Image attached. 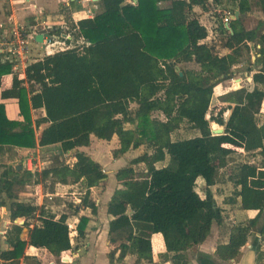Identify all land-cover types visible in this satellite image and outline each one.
Segmentation results:
<instances>
[{
  "label": "trees",
  "instance_id": "trees-1",
  "mask_svg": "<svg viewBox=\"0 0 264 264\" xmlns=\"http://www.w3.org/2000/svg\"><path fill=\"white\" fill-rule=\"evenodd\" d=\"M225 1L212 0L216 5ZM229 1L240 16L230 22V30L221 21L216 31L223 38L219 47L225 54L206 43L208 30L197 19L195 9L206 8L210 0H99L102 10L78 22L84 44L30 64L25 79L13 73L15 63L0 53V155L7 148L35 149L36 130L42 125L47 127L39 145H60L63 154L89 146L93 137L106 142L117 137L123 150L146 145L152 151L116 173L124 182L108 204L113 217L111 261L119 253L121 260L136 256V264H154L152 241L135 233L136 222L151 225L153 234L163 236L162 258L188 264L186 253L203 244L214 225L224 223L211 188L235 149L246 152L249 160L229 170L234 192L226 203L234 205L241 199L243 210L258 215L232 229L229 243L217 248V259L237 260L251 232L264 220V123L258 122L264 103V20L254 29L242 22L254 6L264 14V0ZM252 45L256 59H249L250 79L245 78L241 89L222 96L224 106L216 113L211 111L214 89L234 79ZM190 63L199 70L183 67ZM10 75L12 84L4 87V78ZM11 99L18 101L22 121L8 118L5 102ZM33 110H44L45 116L33 121ZM184 123L200 135L174 141L173 133ZM216 124L224 128L222 135L212 133ZM119 154L121 149L114 156ZM76 158L73 167L61 163L41 173L22 164L21 169L2 171L0 209L10 213L12 223L25 220L23 226H14L15 239L7 237L12 250L2 252V260L16 264L27 245L45 248L54 256L71 250L69 216L57 219L45 207L21 201L18 191L29 185L81 181L85 189L81 209L97 214L91 189L108 176L86 154L77 153ZM168 159L169 165L157 167ZM140 164L145 171L136 172ZM200 177L206 181L204 198L196 190ZM34 222L38 224L32 228ZM88 223L87 217L79 219V237L86 235ZM23 228L29 229L28 242L20 239ZM260 233L264 236V228Z\"/></svg>",
  "mask_w": 264,
  "mask_h": 264
},
{
  "label": "crops",
  "instance_id": "crops-1",
  "mask_svg": "<svg viewBox=\"0 0 264 264\" xmlns=\"http://www.w3.org/2000/svg\"><path fill=\"white\" fill-rule=\"evenodd\" d=\"M98 2L99 0H0V47H3L8 41L10 38V31L15 27H38L39 29H42V31L49 32L53 38V42L61 41L71 48L74 45H83L84 40L80 37L78 22L83 19L92 18L98 13V11L100 12L101 8L99 9L97 6ZM227 4H231V2L226 0L222 5H216V7H225ZM210 5L213 6L212 0H210V3L206 8L195 9L198 15L197 19L203 26H205L203 24L204 19L207 18L208 14L212 13L204 12L207 10L209 11ZM95 10H97V12H94ZM210 11L212 10L210 9ZM216 11L220 12V10ZM203 13L205 14L204 16L202 15ZM212 35L215 36L213 41L215 40L214 42H216L217 33H212ZM60 37H63V40H59ZM209 40L212 39L208 37L206 42L208 43ZM57 44L55 46H57ZM37 47L45 51L43 55H40L39 53H37L39 55H34L36 54ZM57 51L58 47L51 49L46 44L38 43L34 39V41H30L29 44V65L43 59L46 55L55 54ZM244 75L245 78H248L249 74L245 73ZM19 77L20 79H25V72H23L22 75H19ZM12 79V75L5 77L4 87H10ZM234 81H241L243 84L245 79L239 74L238 76H235L234 79L223 82L214 89L212 101L217 99L220 108L224 106V104L221 103L220 98L232 90L230 85L233 84ZM5 103L8 118L14 121H22L23 118L20 116L18 101L11 99ZM44 116V110L32 111L33 121L43 118ZM259 117H264V103ZM46 127L47 125H42L40 129L36 130L37 147L35 149H15L25 155V158L21 160V164L25 169L29 171L30 168L28 167V164L30 162L33 163L35 168L33 173H41L45 168L54 166V162L48 156H50L52 152L55 153V151L56 154L60 153V160H62V157L69 158L66 164L73 167L77 162V153H84L102 166L103 171L107 174L108 178L100 186L91 189V198L96 203L98 209L97 214H93L91 209H81V205L76 207V209L80 211L79 214H75L74 212L73 215V218L76 219L77 223H68L71 230L70 238L72 248L70 251L61 254V256H54L45 248H36L27 245L24 255L16 264H136V256H127L121 260L119 259V253L116 254L113 261L110 260V253L114 250V246H112L109 236L110 222L113 220V217L108 214V204L114 193L123 188L122 183L124 181L119 180L116 177V173L124 168L123 161H126L124 158L130 150L124 154L126 150H123L117 137H114L111 142L105 141L107 145L103 143L104 141H96V138L93 137L89 146L80 147L67 154H63L60 145L46 147H41L39 145L42 132ZM215 129L217 130L221 128L216 124ZM119 149L122 150V154H119L117 157L112 155V151ZM133 150L134 149H131L130 152L133 153ZM137 150L134 151L141 152L140 148ZM236 152L243 153L247 156L246 152L242 149H235L234 154ZM44 154L47 155L45 156ZM142 154L143 153H139L138 155H135L131 161ZM248 160L249 159L247 158L243 162ZM232 164L233 163H230L229 165ZM17 167L19 169L21 166L17 165ZM138 168L142 169V171H140V169L138 170ZM225 169L226 168L222 170ZM135 170L136 172H143L145 171V166L140 164L135 166ZM222 170L219 173V178L222 176ZM229 176L230 174L228 173L224 180H219L218 178L219 181L217 180V184L211 188L218 205L223 210L224 223H222L221 226L214 225L208 239L203 244L190 249L186 253L188 264H264V236L260 233L264 228V220L258 223L257 227L251 232L248 242L241 249V254L237 260L222 262L216 257L217 248L220 245H226L229 243L232 229L240 224H246V222L256 218L258 215L257 211L243 210L241 208V199H238L237 203L234 205L226 203V199L230 198L234 192V186L232 182H230ZM80 184L81 181L72 185L52 184L55 188L51 193L45 192L43 185H29L25 188L19 189L18 194L21 201H34L33 203L40 208L45 207L47 210L52 211L57 219H59L62 215H69V212L50 205L47 202V198L58 197L62 191L73 190ZM28 194H30V196H28ZM60 211L63 214H57ZM246 211H249V217H240L247 213ZM81 217H87L89 219V223L85 230L86 235L84 237H79L77 231L79 219ZM23 221L25 223L24 219H18L15 223H12L10 213L7 210L0 209V255L4 251L12 250L7 237H13V239H15L16 231H13V228L14 226H23ZM36 224L38 223L34 222L31 227L33 228ZM133 226L137 235L151 239L154 264H173L171 259L162 258L163 255L166 254V247L164 238L161 234H153L152 226L149 224L135 222L133 223ZM25 230L28 232L25 233L24 238H22ZM20 239L26 242L29 241L28 228H23ZM0 264H9V262L0 258ZM142 264L148 263L143 262Z\"/></svg>",
  "mask_w": 264,
  "mask_h": 264
},
{
  "label": "rangeland",
  "instance_id": "rangeland-1",
  "mask_svg": "<svg viewBox=\"0 0 264 264\" xmlns=\"http://www.w3.org/2000/svg\"><path fill=\"white\" fill-rule=\"evenodd\" d=\"M97 6L99 7V9L101 8L102 10V7L101 5L97 4ZM227 6V7H226ZM225 7H216V6H209V11H204L206 13H209V12H212L211 14H208L207 15V18L204 19V22L203 24L207 27V30H208V33H209V38L212 39V40H209L208 43L209 44H213L217 49V51H219L220 53L224 54V53H227V51L221 49L219 46V43H220V39H223L221 36H218L216 37V42L213 41V38L215 37L214 35H212V33H217V29H218V26H220V22L223 21L222 17H223V14L224 12H228L230 15H235L234 13H236V8L233 6V4H227ZM197 9V8H196ZM210 9L212 11H210ZM216 10H220V12L216 11ZM94 12H97V10H95ZM99 12V11H98ZM203 16L205 15L204 13L202 14ZM201 15V16H202ZM198 17V15H197ZM264 19V14L259 10V8L257 7H253L252 11L250 13H248L244 18H243V26L247 29H254L256 28V26L258 25V22L260 20H263ZM59 40H63V37H60ZM218 41V42H217ZM57 42H61V41H57ZM58 47V49L60 48V44H57V46H55V48ZM44 50L43 49H40L39 47H37V50H36V54L34 55H43L44 54ZM39 53V54H37ZM249 59H251V62L255 61L256 59V49L254 48V46L252 45V53L250 55H246L244 57V59L242 60V63L236 67L235 71H236V75L235 76H238L239 74H241V76L245 79V73H248L247 72V69L250 65L249 63ZM183 67L185 69H193V70H199V66L195 63H190V64H186V65H183ZM234 76V77H235ZM235 85L234 83L230 85V88H234ZM220 108L219 106V102L217 101V99H215L214 101H212V104H211V108L210 110L213 111V112H217L218 109ZM155 117L161 119V120H165V117L164 115L160 114V113H156L154 114ZM258 122L259 124H262L264 122V117H259L258 118ZM213 127V126H211ZM128 128H133L132 126H128ZM221 129H224L223 127H220ZM213 129V128H212ZM199 132L196 131V130H193L191 128V125L188 124V123H184L181 127L180 130L176 131L175 133H173L172 135V139L174 141H177V140H184V139H190V138H194V137H197L199 136ZM96 141H100V142H103L102 140H98V139H95ZM103 143L106 144V142L104 141ZM132 148H125V153H127V151H131ZM117 150H114L112 151V155H114V153L116 152ZM128 152L127 156L124 158L126 161L124 162L123 161V167L125 166H128L131 159L134 158L135 155H138L139 153H150L152 152L146 145L142 146L140 148V151L141 152H136L133 150V153L132 152ZM138 151V150H137ZM138 153V154H136ZM58 154V155H57ZM56 154V151L55 153L52 152V154L48 157H50V159L54 162L53 164L54 165H57V164H61V163H66L67 160L69 158L67 157H62V160L59 159V157L61 156L60 153H57ZM45 156L47 154H44ZM25 155L24 154H21L20 152H18L17 150L15 149H12V148H7L5 153L1 154L0 155V174L2 173V171L5 169V168H13L17 165H20L21 164V160L24 159ZM247 156H245L243 153H239V152H236L235 154H233L231 157H230V160H229V164L230 163H233L232 165H229L225 170H222V176H220L219 180L226 178V176L228 175L229 173V170L231 169V167L233 165H236V164H239L241 162H243L244 160H246ZM232 161V162H231ZM167 165H169V159L164 162V163H160L157 165L158 168H163V167H166ZM140 168H138L139 170ZM144 169V168H143ZM140 171H142V169H140ZM227 173V174H226ZM226 174V175H225ZM218 180V181H219ZM52 187V184L51 182H48V184L45 186H43L45 192H52L54 190L55 187L51 188ZM206 188V181L204 178L200 177L198 178L197 180V192L202 196V197H205V193H204V190ZM19 192V191H18ZM72 193V194H71ZM85 194V189L83 188V185L80 184L78 186H76L73 190H70V191H62L60 196L58 197H54V198H47V202L50 204V205H53L55 206L56 208H59L60 210H67L69 212V220H68V223H77L76 222V219L73 218V215H74V209L72 206H80L81 205V200H82V197L84 196ZM27 195V194H26ZM28 196H30V194H28ZM34 202V201H33ZM247 213L241 215L240 217H249L248 215V212L249 211H246ZM57 214L61 215L63 214L61 211L58 212ZM76 214V213H75Z\"/></svg>",
  "mask_w": 264,
  "mask_h": 264
},
{
  "label": "built area",
  "instance_id": "built-area-1",
  "mask_svg": "<svg viewBox=\"0 0 264 264\" xmlns=\"http://www.w3.org/2000/svg\"><path fill=\"white\" fill-rule=\"evenodd\" d=\"M213 6H216V4L213 3ZM233 18L234 15H230L228 12H224L222 17L223 23L225 25H229L230 22L233 21ZM41 31L42 29H39L38 27H30V28L15 27L11 29L10 38L4 44L3 47H0V53L4 55L5 59H10L15 63L13 67L14 74H17L19 76L26 71L25 69H27L30 63V57H29L30 41H34L35 37H37L41 33ZM57 43H60V48L58 49L57 52L71 49V47L67 46L63 42H53V38L49 42L47 38L44 39V44H46L51 49H55V45ZM233 83L237 86L232 88V90H239L242 88L241 81L238 82L234 81ZM28 167L30 168L29 171L32 172L35 171L32 162L28 164Z\"/></svg>",
  "mask_w": 264,
  "mask_h": 264
},
{
  "label": "water",
  "instance_id": "water-1",
  "mask_svg": "<svg viewBox=\"0 0 264 264\" xmlns=\"http://www.w3.org/2000/svg\"><path fill=\"white\" fill-rule=\"evenodd\" d=\"M239 16H240V12L239 11H236V14L234 15V18H233V21L234 20H238L239 19ZM226 28L228 29V30H230V26L229 25H226ZM45 38H47L48 39V42L49 41H51V39H52V37H51V35L49 34V32H47V31H41V33L35 38V40H36V42H38V43H41V44H44V39ZM181 76H182V74H181ZM212 133L214 134V135H222L223 133H224V129H212ZM19 169H21V167H19ZM22 223H24V221L22 222ZM28 231H24V234H23V236H22V238H24V236H25V233H27Z\"/></svg>",
  "mask_w": 264,
  "mask_h": 264
}]
</instances>
